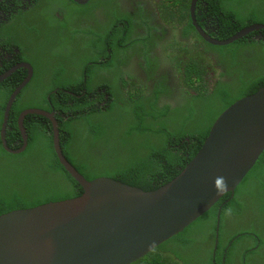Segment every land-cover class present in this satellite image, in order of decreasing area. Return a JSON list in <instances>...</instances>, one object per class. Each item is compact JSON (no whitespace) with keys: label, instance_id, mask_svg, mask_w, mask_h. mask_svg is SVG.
Masks as SVG:
<instances>
[{"label":"trees","instance_id":"trees-1","mask_svg":"<svg viewBox=\"0 0 264 264\" xmlns=\"http://www.w3.org/2000/svg\"><path fill=\"white\" fill-rule=\"evenodd\" d=\"M50 1L53 0H48L49 3ZM205 1L220 27L221 35L219 33V37H216L219 40L227 39L251 24H264V0ZM144 2L147 3L146 0ZM202 2L199 1V6L203 12ZM15 3L16 6L10 9L16 11L7 17L9 21L0 22V37L13 44V48H19L17 57L37 60V33L39 35L45 27L49 28V23L55 25L63 21L58 22L59 18L51 17L52 11L44 0H35L30 6L20 0H15ZM189 4L190 0H172L171 11L163 4L161 7L168 23L175 26L185 24L182 35L174 32L171 38L167 36L165 40L159 34V39L151 36L147 45L140 46L141 55L134 57L131 53L129 60L121 64L113 62L111 103L110 100L102 102L106 100L104 95L83 96L78 91L79 86L74 91L78 97L61 89L54 91L63 81L64 84L81 83L85 86L79 67L88 60L89 54L81 55L74 61L73 67L69 66L72 68L68 69L72 75L70 79L57 83L58 79L55 78L51 88H41L43 90L39 93L29 94V89L40 90L41 87V76L35 72L29 83L17 94L11 107L6 131L8 145L12 149H18L23 144L18 123L23 110L38 108L55 111L63 153L86 178L109 176L145 190L157 188L172 180L198 152L213 122L222 111L237 99L264 87V38L257 39V31H254L227 44H213L198 33L192 23ZM76 5L79 7L77 3ZM80 7L90 8L86 5ZM80 7L84 13L89 12ZM139 8L142 10L131 14L130 10L113 2L109 8L111 40L124 39L122 32L113 26L120 19L126 20V27L132 22L152 24V18L146 14L153 9L144 6ZM60 9L64 12L72 10V2L64 0ZM202 12L200 17L196 12L198 19L206 16ZM43 13L52 21L48 22ZM141 14L144 18L136 21ZM67 18L64 16L61 19ZM83 21H89L88 17ZM147 36L149 35L135 32L132 39L146 40ZM102 40L99 36L98 40L92 42L95 48L104 47L100 43ZM32 50L33 56L30 58L29 52ZM116 52L117 50L114 51V56ZM138 57L141 60L135 59ZM49 65L54 70L56 64ZM137 65L142 66L153 77L146 92L138 93L144 79L132 73L133 66ZM171 67L176 69L174 73ZM161 68L162 72L171 70V77L176 78L179 88L177 91L175 87L171 89L172 79L168 78V74H158ZM24 76L26 74L21 69L0 83V214L78 196L83 192V187L65 169L57 156L53 143V124L48 117L29 114L25 120L28 135L26 148L17 153L4 148L1 129L5 108L10 95ZM96 77L95 82L106 84L101 72H97ZM92 81L87 80L89 83ZM70 100L76 105H70ZM63 112H74V117L64 118L61 116ZM250 181L252 184L242 193L240 189ZM263 188L264 152L237 187L236 195L229 203L244 199L247 201L250 195L255 196L258 201ZM240 194L245 195L240 197ZM230 195L228 193L224 196L196 222L207 230L202 239L207 248L213 243L219 203ZM212 222L210 230L207 225ZM191 230L193 225L131 264H186L184 261L189 258L196 260L192 264H201L203 245H197L198 238L189 239ZM194 239L196 243L192 245ZM177 242L181 244V251L176 247ZM221 247L220 244L218 249ZM171 249L173 253L168 255ZM193 249L197 250L191 252Z\"/></svg>","mask_w":264,"mask_h":264},{"label":"water","instance_id":"water-1","mask_svg":"<svg viewBox=\"0 0 264 264\" xmlns=\"http://www.w3.org/2000/svg\"><path fill=\"white\" fill-rule=\"evenodd\" d=\"M196 3L193 0L191 5L195 25ZM199 30L206 40L221 45L254 31L258 32L257 37L264 38L262 23L242 28L224 40ZM25 65L30 73L10 95L5 108L1 129L4 148L13 153L26 148L25 120L29 114L48 117L53 124L57 156L83 192L1 213L0 264H131L182 232L228 193H234L264 152L261 87L222 111L198 152L169 182L145 190L109 176L88 179L63 153L55 112L23 110L18 117L23 146L12 149L8 145L6 131L11 107L32 76V66ZM15 68L0 74V83Z\"/></svg>","mask_w":264,"mask_h":264},{"label":"flooded vegetation","instance_id":"flooded-vegetation-1","mask_svg":"<svg viewBox=\"0 0 264 264\" xmlns=\"http://www.w3.org/2000/svg\"><path fill=\"white\" fill-rule=\"evenodd\" d=\"M2 1L0 2V22L4 23L9 21L7 17L10 16L12 12L16 11L10 9L11 7L14 8L16 6V3L15 0H6L4 3H2ZM20 1L23 2L24 4L28 3L29 6L35 3V0H20ZM44 1L49 7V9L52 11V13L50 14L51 17L59 18L58 22H61L63 21L61 18L66 16L70 19H74L73 22L75 23V26L69 33L65 32L63 34L59 30V26L61 23L60 24L56 23L55 25H51L49 23L50 27L47 29L49 30V32L53 33L52 41L50 43H46L45 49L41 48L37 43L36 45L37 54H38L37 60L33 58V61H31L29 58L21 59V57H17L16 53H20L19 48L17 47L13 48L14 46L13 44L11 45L5 39L0 37V74L6 72L7 70L12 69L13 67H16L15 72L21 71L22 69V73L26 74V76H24L23 79L25 80L30 73L29 67L25 64H29L33 68V71L31 73L32 75L31 78L33 77L35 72H38L39 75L41 76V87L39 88L40 90H37V88H31L29 89V94H37L39 93V91L43 90L41 88H47V87H48L47 89L51 88V86L54 84L55 78L58 79L57 83L61 80L70 79L72 75L68 72V69H72V68H68V66H72L74 64V61H76L81 55L89 54L90 56L88 57V60L85 63H82V65L79 67V71H81L82 74L81 75L82 80L83 82H85V86H83L81 83H80L81 85H75L74 83L64 84L63 81L62 84H59L61 86H59V88L54 89V91L61 89L72 96L78 97L79 95H76L74 91L79 86L80 90L78 91H81L80 94H82L83 96L94 97V96L104 95L106 96V100L102 102H108V100H110L111 103L112 101L111 81L113 74V62L121 64L122 62L130 59L131 53L134 55V57L141 55L140 46L143 44L147 45V42L149 43L150 41L148 38H150L151 36H153L156 39H159V35H160L162 36L163 40H165L167 36L171 38L174 32H179L182 35L183 28L185 27V24H180L178 26H175L166 21V16L163 14L165 11L164 10L162 11L161 7L163 4L167 10L171 11L173 9L172 0H146L147 3L144 2V0H116V1L107 0L103 8L96 5V2L98 0H69L70 2H72V10H69L68 12H64L63 10L60 9V6L62 5V2L64 0H53L50 1L51 4L48 2V0H44ZM192 1L193 0H190V4H189L190 14H191ZM199 1H203L201 3L203 5V12L202 9H200ZM113 2H118L122 7H124L127 10H130L129 12L131 14L135 13V11L142 10L139 8L140 6L142 7L144 6L147 9H153L152 12L146 14L147 16H150L152 18V24H146V23L133 24L132 22L129 24L128 27H126V24L123 27H121L122 25L121 23L120 24L115 23L113 24V26H115L119 31L122 32V36L124 37V39L117 41L111 40L110 38H112L111 37L112 21L109 13V8L113 4ZM76 3L79 5V7L85 5L89 6L90 8L80 7L84 9V11H89V12L84 13L81 9H79V7H77ZM55 4H57V6ZM207 5H208L207 1L197 0L195 14L197 12L198 16L200 17V15L202 16L201 14L202 12V13H206L205 14L206 16L200 19L196 17L197 25H195L191 15L192 23L195 25L200 35L202 33L200 32L199 28L204 30L205 33L208 32L207 34L210 35L211 37L216 38L219 37V33L221 35V30L218 23L216 22V19H214L213 13L208 9ZM172 15L173 14H169V16ZM86 17H88L89 21L82 22V20H84ZM143 18L144 17L141 14V16L135 20L140 21ZM101 32L105 33L104 47L95 48L93 43L88 44L89 35L99 36ZM135 32L147 34L149 36H147L146 40L144 39L134 40L135 38L132 39V37L135 35ZM257 33L255 35L256 38L261 39L257 37L258 36ZM36 36L37 38L39 37L38 33ZM112 43H114V46L116 48L112 47L113 46ZM46 49L47 50L50 49L54 53H59L64 55L65 58H68V65H64L62 61H55L56 65L54 66V70L50 69L51 66L48 64L47 62L48 60L46 59V55H47L45 51ZM115 50H117L116 56L113 55ZM32 56H33V50L29 52V57L32 58ZM135 59L141 60L139 57ZM135 67L136 66H133L132 73H136L138 76L144 79L142 85L139 88L138 93L146 92L148 91V88L151 83V78L153 77H151L150 74L147 73L146 69H144L142 66L137 65V67L136 68ZM170 69H172L173 73L176 71V69L173 67H171ZM170 69L168 72L167 71L162 72V68H161L158 74L160 76H163L164 73L168 74V78L172 79L170 83L171 89L175 87V90L177 91V89L179 88L177 86L176 78L173 79L171 77L172 73ZM97 72H101L103 74V79L106 81V87L105 85H102L103 82H95L97 79L96 77ZM158 74L155 75V77H157ZM74 78H75V73H74ZM89 79H92L93 81L90 83L87 82V80L89 81ZM29 81L27 83H29ZM96 83H98V85L100 86L98 90H95L94 86H90V85H95ZM23 88L20 90V92L23 90ZM193 93L196 94L195 92ZM69 104L76 105L75 102L72 100L69 101ZM111 106L112 105H110V107ZM67 110L70 109L68 108ZM49 112H55V111L49 110ZM78 113L79 112L76 113V116ZM73 115L74 112H63L61 114L62 117L68 119L70 117H74ZM55 116H56V112H55ZM20 131L24 143V137H23L24 135L21 129ZM17 142L19 143L20 141ZM250 184H252L251 181L249 183H246L240 189L241 192L243 193L249 187ZM262 193H264V188L262 190ZM235 195H236V190L229 197H227L222 203H219L220 207L217 209V214H216V229H215V233L214 234L212 233L213 243L212 244L210 243L208 245L209 248L206 247V244L202 246L200 257L203 259V261H201L202 262L201 264H264V203H246L245 199L241 201L237 200L235 203H229L232 201ZM244 195L245 194H240V197H243ZM206 213L207 212L203 213L199 218H197L190 225H188L187 228L191 225H193L194 228L195 227L199 228L200 225L196 224V222L201 220L203 215ZM212 224L213 222L210 225L209 224L207 225L210 227V230H212ZM205 233H207V230H205L203 234ZM194 237L196 238L195 235L190 233L189 239ZM196 239L192 241V245L196 243ZM220 244L222 247L218 249ZM176 247L178 251H181L182 247L180 242L176 243ZM195 250L193 252H195ZM172 253L173 252L171 249L167 254L171 255ZM194 261L196 260L189 258V260L184 261V263L192 264L194 263Z\"/></svg>","mask_w":264,"mask_h":264},{"label":"rangeland","instance_id":"rangeland-1","mask_svg":"<svg viewBox=\"0 0 264 264\" xmlns=\"http://www.w3.org/2000/svg\"><path fill=\"white\" fill-rule=\"evenodd\" d=\"M107 0H98L96 2V5L103 8L106 4ZM44 16H46V20L48 22H51V19L49 20V16L46 14V13H43ZM48 17V18H47ZM74 19H70V18H67L65 20H63V22H61L60 26H59V30L60 32H62L63 34L65 32L69 33L73 27L75 26V23L73 22ZM125 24L126 23V20H123V19H120L118 21V24ZM48 27H45L42 32L39 34V39H38V44L41 48L45 49L46 48V43H50L52 41V32H49V30L47 29ZM100 37L103 38V40L100 42V43H103L104 44V38H105V33L104 32H101V34L99 35ZM99 36H96V35H89V39H88V44H91L92 42H94V40H98L99 39ZM104 36V37H103ZM107 39V38H106ZM54 40V39H53ZM36 42V41H34ZM73 42V41H72ZM47 55H46V59L48 60L47 62L50 64V63H55V61H62V63L64 65H68V58H65L64 55L62 54H59V53H54L52 52L50 49L49 50H45ZM50 67V66H49ZM48 67V68H49ZM69 67V66H68ZM72 67V66H71ZM70 68V67H69ZM71 72V71H69ZM81 85V84H79ZM102 85H105L106 87V84L103 82ZM84 86V85H83ZM94 86V89L95 90H98L100 88V86L98 85V83H96ZM260 201H264V193L262 194L261 198L256 201V198L255 196H249L248 200L245 201L246 203H258ZM264 203V202H263ZM249 225V224H247ZM197 228V229H196ZM206 230V228H203V227H193V230H191V233L193 235L196 236V238L199 239V243L197 244L198 246H202L203 243H202V239L204 237V231ZM195 249L191 250V252H193Z\"/></svg>","mask_w":264,"mask_h":264},{"label":"clouds","instance_id":"clouds-1","mask_svg":"<svg viewBox=\"0 0 264 264\" xmlns=\"http://www.w3.org/2000/svg\"><path fill=\"white\" fill-rule=\"evenodd\" d=\"M14 72H15V71H14ZM14 72H12V74H13ZM12 74H10L9 76H11ZM9 76H8V77H9ZM8 77H7V78H8ZM7 78H5V79H7ZM5 79H4V80H5ZM4 80H3V81H4ZM183 231H184V230H183Z\"/></svg>","mask_w":264,"mask_h":264}]
</instances>
